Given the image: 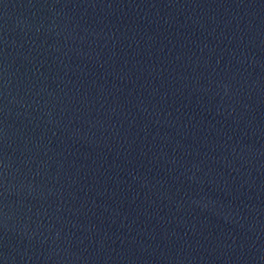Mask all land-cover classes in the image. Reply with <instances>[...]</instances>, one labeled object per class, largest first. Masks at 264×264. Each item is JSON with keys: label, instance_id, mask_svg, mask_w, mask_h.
Here are the masks:
<instances>
[{"label": "water", "instance_id": "1", "mask_svg": "<svg viewBox=\"0 0 264 264\" xmlns=\"http://www.w3.org/2000/svg\"><path fill=\"white\" fill-rule=\"evenodd\" d=\"M0 264H264V0H0Z\"/></svg>", "mask_w": 264, "mask_h": 264}]
</instances>
